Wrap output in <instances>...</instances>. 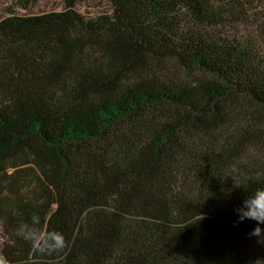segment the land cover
<instances>
[{
	"label": "trees",
	"instance_id": "trees-1",
	"mask_svg": "<svg viewBox=\"0 0 264 264\" xmlns=\"http://www.w3.org/2000/svg\"><path fill=\"white\" fill-rule=\"evenodd\" d=\"M15 5L0 264H264L255 222L233 223L264 188V0ZM22 224L65 246L40 251Z\"/></svg>",
	"mask_w": 264,
	"mask_h": 264
},
{
	"label": "clouds",
	"instance_id": "clouds-1",
	"mask_svg": "<svg viewBox=\"0 0 264 264\" xmlns=\"http://www.w3.org/2000/svg\"><path fill=\"white\" fill-rule=\"evenodd\" d=\"M236 219L234 224L241 223L245 220L254 221V227L249 231L250 237H255L257 242H264V188L248 193L242 200L241 204L234 209ZM33 223L37 221V217H32ZM20 234L25 240L35 241L42 239L43 247L39 250L44 251L61 249L65 246V240L62 234L48 233L46 236H38L34 229L22 224L20 226Z\"/></svg>",
	"mask_w": 264,
	"mask_h": 264
},
{
	"label": "rangeland",
	"instance_id": "rangeland-1",
	"mask_svg": "<svg viewBox=\"0 0 264 264\" xmlns=\"http://www.w3.org/2000/svg\"><path fill=\"white\" fill-rule=\"evenodd\" d=\"M13 7L15 10H19L16 8L15 0H0V17H4L8 14L7 8Z\"/></svg>",
	"mask_w": 264,
	"mask_h": 264
}]
</instances>
